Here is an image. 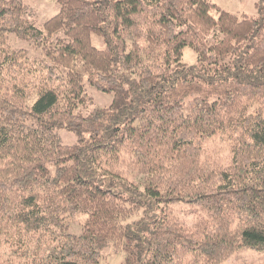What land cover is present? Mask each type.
<instances>
[{
    "label": "trees",
    "instance_id": "1",
    "mask_svg": "<svg viewBox=\"0 0 264 264\" xmlns=\"http://www.w3.org/2000/svg\"><path fill=\"white\" fill-rule=\"evenodd\" d=\"M55 2L38 28L26 0H0V264L264 256V0L256 17L207 0ZM87 87L110 106L88 111Z\"/></svg>",
    "mask_w": 264,
    "mask_h": 264
},
{
    "label": "rangeland",
    "instance_id": "2",
    "mask_svg": "<svg viewBox=\"0 0 264 264\" xmlns=\"http://www.w3.org/2000/svg\"><path fill=\"white\" fill-rule=\"evenodd\" d=\"M214 4L219 9L228 12L236 17L243 15L249 17H256L258 15L257 4L261 0H207ZM26 4L30 8L31 16L30 20H33L38 28H41L44 22L53 17L59 10L55 0H26ZM93 45L98 49H103V42L101 38L93 37ZM11 45L16 49H25L31 56L36 55L31 46L26 42L11 40ZM183 63L187 65H193L196 61V55L190 50L185 49L183 52ZM88 93L92 99V104H89L88 111L94 108L109 107L112 102V94H102L88 88ZM61 143L64 145L76 144V138L73 134L61 131L59 133ZM208 154L212 158H219L220 163H226V160L230 158V151L228 144L221 140L215 139L208 146ZM174 214L182 223L192 226L198 223L200 214L197 209H193L190 205L181 204L174 208ZM198 221V222H197ZM193 227V226H192ZM189 227V228H192ZM73 233H77L73 230ZM8 251L5 249L0 253V262H5ZM124 253L122 251H114L112 248H106L101 255L100 264H123ZM190 264V263H188ZM224 264H264V256L254 252H243L232 256Z\"/></svg>",
    "mask_w": 264,
    "mask_h": 264
}]
</instances>
